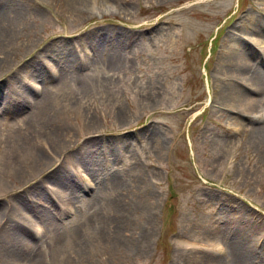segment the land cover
Returning <instances> with one entry per match:
<instances>
[{
	"label": "rangeland",
	"instance_id": "rangeland-1",
	"mask_svg": "<svg viewBox=\"0 0 264 264\" xmlns=\"http://www.w3.org/2000/svg\"><path fill=\"white\" fill-rule=\"evenodd\" d=\"M3 1L13 10L17 7L23 12L15 24L16 31L0 40V57L6 52V46L10 50L5 61L0 59V83L6 87L3 90L7 99L22 83H32V78L41 80L32 69L33 66L39 67L33 57L43 49L47 48L50 57L62 66L70 63L68 59L50 52L51 47L64 45L72 50L67 35L72 36L75 42L81 38L78 32L94 27L89 25H106L127 29L135 39L134 43L131 40L117 42L109 37L105 44L100 42L96 46L94 43L96 59L92 68L84 74H79L76 68L73 73L60 70L62 82L54 91L47 92L49 87L46 88L44 95L51 96L52 100L58 99L57 111L41 109L45 122L47 117H52L47 129L53 134L54 126L65 125L66 129H54L60 133L56 137L58 141L62 143L67 134L72 136L71 148L65 150L70 154L68 160L75 158L71 151L74 152L77 128L116 132L108 139L109 146L114 144L115 148L106 161L110 165V181L114 174L124 175L131 166L129 156H134L138 169L145 175L143 182L150 184L148 187L153 194L146 200L147 213L142 217L139 210L128 211L131 219L125 224V221L114 223L111 238L122 227L141 229L146 225V231L152 233L150 248L146 253L131 249L126 259L113 251L111 245L100 243L105 239L91 240L81 247L82 254L77 252L74 236L93 235V213L95 207L103 209L106 205L105 199L101 198L106 185L94 195L88 216L76 229L60 227L55 222L56 208L49 194L40 192L48 198L45 202L34 193L37 188L32 189V179L16 183L12 175L6 174L12 171L13 166L19 169L22 164L25 169L32 165V174H35L39 169L33 160L27 159L26 151L32 152L33 148L45 153L40 141L46 140L52 150L53 143L47 135L37 132L23 135L19 128L9 132L10 119L0 111V149L3 151L0 152V168L4 170L0 183L4 191L8 186L20 185L0 196V210L9 208L12 217L7 223L20 227L21 211L25 206L31 211L36 209L49 213L46 219L36 214L46 224L42 243L45 242L36 249L44 251L45 255L39 253L35 256L39 258L36 264H127L128 260L130 264H174L166 260L169 238L173 242V238L183 232L205 245L202 234L214 233L215 227L221 239L230 237L231 240L234 234L238 244L233 243L231 247L241 251V245L243 251L246 250L235 238L237 236L253 241L254 248L256 240L264 237V42L259 45L263 48L260 56H252L250 49L253 46L249 43L252 48L244 45L239 50L245 60L249 59L242 70L244 75L237 72L242 63L235 62L234 55L239 52L235 48L242 44V39L235 32L246 33L254 39L253 26L255 29L264 25V0H110L109 10L102 8L103 0H97L99 10L94 15L90 10L88 20H84L87 14H75L64 0ZM68 1L73 3L75 0ZM130 3L132 7L127 13L125 7ZM101 8L104 11H100ZM157 21L160 23L154 27ZM136 31L145 32L146 39L139 38ZM111 46L123 48L122 63L118 68L107 67L102 59ZM254 46L259 50L258 43L254 42ZM256 50L254 52L259 53ZM72 54L74 56L73 50ZM74 58L77 67L80 59ZM255 72L257 76L253 78ZM46 74L48 77L44 79L50 80L52 77L47 70ZM1 92L0 105L6 102ZM246 97L256 99L252 122L239 107ZM23 103L22 100L14 101L13 106L7 107L10 110ZM63 103L70 105V113L59 106ZM92 114L98 127L87 122ZM257 126L262 127L255 132ZM13 136H16L15 142H9ZM94 141H97L92 142L97 146L94 157L103 162L99 151L100 139ZM136 145L139 146L140 157L135 154ZM79 152L75 150V153ZM51 157L45 168L52 165L50 169H53L56 159ZM143 163L149 166L145 171ZM94 174L97 179H103L107 173ZM49 178L59 184L51 176ZM126 191L134 193L131 188ZM111 192L117 193L115 190ZM32 193L43 210L36 204L32 206ZM69 194L75 199L80 196L72 191ZM122 198L125 200V196ZM134 203H138L135 198ZM147 215H151L149 220ZM146 219L148 221L144 223ZM46 221L51 223L47 225ZM234 221L243 227V236L236 235ZM57 231L61 233L59 237ZM18 232L21 237L14 249L15 256L0 250V264H24L23 260L32 264L27 258L32 254L29 251L32 237L24 229ZM226 233H230L229 236H225ZM0 237L5 240L7 236L0 234ZM51 239H57L58 243L51 244ZM50 246L54 250H49ZM200 248L204 250L201 245ZM210 249L215 250V246ZM259 249L257 246L256 250ZM194 250L192 248L185 255L175 252L180 260L175 264H230L228 257L222 262H206L204 257H200L202 262H197L193 258ZM74 256L77 263L73 261ZM250 257L254 263L260 260L264 263V254L251 253Z\"/></svg>",
	"mask_w": 264,
	"mask_h": 264
},
{
	"label": "bare ground",
	"instance_id": "bare-ground-1",
	"mask_svg": "<svg viewBox=\"0 0 264 264\" xmlns=\"http://www.w3.org/2000/svg\"><path fill=\"white\" fill-rule=\"evenodd\" d=\"M101 1V0H100ZM164 1V0H163ZM110 0H103L102 1V8L104 7L105 9L109 10L111 8V5L109 4ZM11 4H13V2H10ZM65 4H69L71 6V8L75 11V14L80 13L82 14H87V17H85L84 20H88V14L89 11H92V15H94V13H97L99 10V7L97 5V0H75L73 1V3H70L68 0H64ZM10 5L3 1L0 0V40L5 39V37L9 36L10 33L12 31H16V25L17 22L20 20L21 15H23L22 9L21 8H15V10H13L11 7H9ZM54 6V4H53ZM132 7V4L130 3L127 7H125V11H127V13H130V9ZM100 9V11H104L103 9ZM67 15L69 14L68 11L64 10ZM256 22H258V20H255ZM97 27H99V25H96ZM100 29L98 30L97 33H95V35L91 32V31H87L84 34H82L83 38H86L91 45L93 46L94 43L96 44V46L101 42L102 44H105V42L108 40L109 37L116 39L117 42H124L125 40H131L133 43L135 42V39L133 37V34H130L129 31L127 29H123V28H113L110 26H106L103 25L101 27H99ZM248 30V28H247ZM250 30V29H249ZM251 31L254 34V39L251 38L252 40L250 41L251 46L254 47V42L258 43V46L263 44L264 42V25L257 26L254 29H251ZM138 33L139 36L143 37L145 32L142 31H136ZM248 33V31H247ZM85 43V42H84ZM244 45L247 47L252 48L250 45H248L245 42H242V44H240L237 48H235V51H239L242 48H244ZM4 47L6 45H3ZM35 45H33L34 47ZM254 49V48H252ZM250 49V52L253 55H262L263 54V48H260L259 46V53H255L254 50ZM6 52L3 53V55L0 57V59L2 60H6L8 57V54L10 52V50L7 48V46L5 47ZM45 51V50H43ZM122 51L123 48L122 46H111L108 50L107 53L104 54L105 58L102 57L103 61L106 63V66L109 68H118V66L122 63ZM50 52L55 53L57 55H60L62 57H64V59H68L67 61H69V67L67 69V71L69 73H73L75 68H76V64H77V60L74 58L73 54H72V50L69 46L64 45L63 47H57V48H53L51 47ZM242 51H239L238 54L234 55L235 58V62L237 63H242L240 68L237 70L238 73L243 74L242 70L244 68V66L246 64L249 63V59L245 60L244 55L241 53ZM259 55V56H260ZM101 59V57H100ZM127 59V58H126ZM245 60V61H244ZM41 61V60H40ZM40 61H38V64L40 63ZM126 62H129L127 60H125ZM3 62V61H2ZM45 62H49L48 60L44 61ZM98 62V58L96 60V64ZM2 66L1 62H0V67ZM49 66L51 67L52 70H57L54 68H57L56 65H51L49 64ZM33 73L35 74L36 77H41V73H46V69L39 68L36 66H33L32 69ZM244 75V74H243ZM257 76V72H255L253 74V78H255ZM58 83L54 84L52 86H50L47 89V92L50 91H54L57 87L58 84L62 82L61 80V76L59 75L58 77ZM261 80V78H260ZM2 83V82H1ZM1 90L2 91L5 86L3 84H1ZM44 97V96H43ZM43 97L37 102V105L34 107V109L32 110V84L30 83H22L20 85V87L18 88V90L16 91H12L9 96L8 99L6 100V102L1 103L0 105V111H3V113L5 114L6 117H8L9 120V132L19 128V133L25 135V134H30L32 132H37L40 135H47V137L51 140V142L53 143V153L55 156L54 159H58V156L65 150H68L71 147L72 144V136L70 134L66 135V138L64 139V141L61 143L60 141H58L56 139L57 136L60 135L59 132H57L56 128H65V125L59 124L58 126H54L53 132L52 133L51 130H48L47 126L49 123H51L52 121V117H47V120L45 122V114L43 113V109L41 108H45V109H51L53 112L57 111V102L58 99L56 100H52L51 96L50 97H45L43 99ZM71 98V97H69ZM22 100L24 103L23 104H18V106L15 108L13 107L12 109H8V105L13 106V102L14 101H19ZM256 99L255 98H250V97H246L245 102L243 105H239V107H241V113L247 116V120L249 122H252V117H254V113H255V109H254V101ZM26 106H29V110L26 113L23 110ZM59 106H62V108L70 106L68 103H63L60 104ZM69 109V108H67ZM100 112H102V108H100ZM121 115H123L121 112H119ZM94 118V114H92V116L87 118V122L94 125V127H98V124H95L96 121L93 120ZM20 119V121H18ZM57 120H60L59 118ZM13 121V122H12ZM18 121V122H17ZM22 123V125H18L19 123ZM11 123V124H10ZM16 126V127H15ZM262 127V126H261ZM260 126L255 127V132L256 130H261ZM38 129V130H36ZM35 130V131H32ZM43 131V132H41ZM91 131H95V129H92ZM256 136L258 137V135L256 134ZM16 136H13L12 138H9V142L14 143L15 142V138ZM93 140H88L86 141L89 142ZM43 142V140L41 141V143ZM67 145H64L63 143H67ZM162 144V141L161 143ZM43 151L45 152V149L42 146ZM52 149V148H51ZM115 148H114V144L113 146H109V155H112L114 152ZM0 152L2 151V148L0 149ZM97 152V146L96 143L91 144L84 157H83V161L84 164L86 166V168L91 171L92 173H102L105 172L104 168H103V164L102 162H98L95 157L94 154ZM26 155H27V159L29 160H33L34 163L37 165V168L39 169L37 172H39L38 174H32V165L29 168H24V164H22L21 168L17 169L13 166L12 171H7L6 174L8 176H11L13 178H15L16 183L19 180V182L24 183L28 180H31L32 178H37L40 177L43 173V171L45 170H49V168H45L48 166V164L46 165V163H49V159L50 157L45 153H42L38 150H35L32 148V152L26 151ZM66 156L69 159L70 158V154L68 152H66ZM129 159L132 160L131 162V166L130 168H128L127 170H125V173L123 176H118V175H113L112 180L109 183H106V189L103 192V194L101 195V198L105 199V203L106 206L102 209L101 207H95L94 213H93V218L94 220L92 221V223L95 224L94 227V231H93V235L90 237H83V236H74V247H77V252L79 253H83L81 247L86 245L89 241L91 240H105L104 242H100L102 243L104 246H109L111 245L112 250L117 252L118 255L121 258H126L128 259V257L130 256V250L133 249L135 252H144L146 253V251H148V249L150 248V241H151V237H152V233H149L146 231V225H142L143 228H134L131 226H127V228H123L121 230H119L112 238H111V231L113 229V224L117 223V222H124L127 223L131 218H130V212L128 211H134V210H139L138 213L142 215H144L145 213H147V208H146V200L151 198V195L153 194V191L151 189V187H148L150 184H146L144 181L145 175L142 174V172H140V170L138 169V164L135 161V157L134 156H129ZM44 169V170H43ZM18 170L20 171V173L18 172ZM41 171V172H40ZM76 171L78 173L79 176H83L84 177V173L87 175L86 172H82L80 167L76 168ZM81 171V173L79 172ZM28 172V173H26ZM4 174V170H2L0 168V179L2 178ZM30 174L31 176H29L28 179H26L25 177ZM106 175V174H105ZM51 176L53 179H55L59 184H61L63 187L69 189L72 192H78L80 193L83 190V186L82 184H79V182L77 180H75L73 178L72 175L68 174L67 172H64L61 168H57L55 170H53L51 172V174L49 175ZM48 176V179L51 180ZM88 176V175H87ZM117 176V177H116ZM86 179H89V177H85ZM11 182H13L12 180H9ZM52 181V180H51ZM54 182V181H52ZM20 183V184H21ZM55 183V182H54ZM20 186L18 185H13V186H8L7 189L4 191L2 183H0V196L6 194L7 192H10L13 188H16ZM131 188V190L134 193H128V191ZM102 190V189H101ZM99 190V191H101ZM111 190H115L117 191L116 194L112 193ZM97 191V192H99ZM54 192H57L54 190ZM34 193L39 196L40 198H42L43 200H45L46 202H48V198L44 195H42L39 191L35 190ZM49 194V193H48ZM14 195V194H12ZM96 195V194H95ZM122 196H125V200H123ZM127 198V199H126ZM134 198L137 200L138 203H134L133 204V200ZM93 198L91 199L90 202V206H89V210L91 209L92 205H93ZM133 204V205H132ZM132 205V206H131ZM39 206H42V204H39ZM36 213L38 214V212L36 211ZM89 213L86 214V216H88ZM21 215L23 217L22 222H21V227L18 224H10L7 223L10 221L9 217H12V213L10 212L9 208H5V209H1L0 210V229L4 226V224H6V226L4 227V229L1 231L0 234H4L7 237L4 239H2L0 237V250L5 253H8L9 255L15 256V247L17 246V244L19 243V238L20 233L18 231H22V229H24L31 237H32V228L34 227L35 230V235L36 237H38V233H40V235H44L42 232V228L40 225H36L33 226L32 223V211L30 209H28L26 206L24 209H22L21 211ZM104 215V217H103ZM40 216V215H39ZM85 216V217H86ZM151 215H147L148 220L149 217ZM42 217V216H41ZM143 217V216H142ZM12 219V218H11ZM146 219L147 223L148 221ZM14 221V220H13ZM47 225L49 224L46 221ZM143 224V223H142ZM76 229V228H74ZM73 229V230H74ZM234 229L236 230V235H240L243 236V227L240 226L239 224H237L236 221H234ZM72 230V231H73ZM57 237H59V235L61 234L59 231L56 232ZM232 234V233H231ZM235 238L237 240H239L245 247L243 251V247L240 245L241 247V251L238 250L237 248H235L234 246H232L233 243H237L234 240V234H232V239L230 240V242L227 243V257H228V262L230 264H264L262 260H260L257 263H254V261L251 259L250 254H254V253H259V254H264V243L262 244V246L260 247L259 250H256L257 248V242L259 239L256 240V244H254V248H252L253 245V241L251 240H245L243 238L237 237L235 236ZM45 242V241H44ZM43 242V243H44ZM51 244L56 245L58 243L57 239H51ZM41 243V244H43ZM177 244H183L180 240H176ZM40 244V245H41ZM186 244V243H185ZM238 244V243H237ZM40 245H38L37 247H39ZM217 247L220 248V244L217 242L216 243ZM248 247V248H247ZM194 257L196 258L197 262H202V260L200 259V257H204V260L206 262H222L224 260V258L222 259H214L213 257V250L210 248H206L203 247L204 250H201L200 248V244H194ZM54 250V247L50 246L49 250ZM228 250H230V252H228ZM29 251L32 253V242H31V247L29 248ZM244 252H247V254H244ZM39 253H41V255H45L44 251H36L32 254L27 255L28 260L30 262H32V264H36L37 260L39 258H35V256H37ZM243 253V255H242ZM86 255V252H85ZM30 257V258H29ZM15 259V258H14ZM24 264H29L26 262V260H23ZM73 261L75 263L76 262V258L75 256L73 257ZM43 262H48V261H43ZM31 264V263H30ZM46 264V263H45ZM72 264V263H69ZM127 264H130L129 260L127 262Z\"/></svg>",
	"mask_w": 264,
	"mask_h": 264
}]
</instances>
